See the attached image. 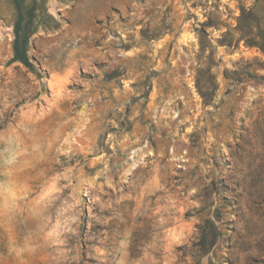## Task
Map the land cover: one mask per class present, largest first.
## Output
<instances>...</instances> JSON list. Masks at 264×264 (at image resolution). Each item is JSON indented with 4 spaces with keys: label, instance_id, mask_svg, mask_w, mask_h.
<instances>
[{
    "label": "rangeland",
    "instance_id": "obj_1",
    "mask_svg": "<svg viewBox=\"0 0 264 264\" xmlns=\"http://www.w3.org/2000/svg\"><path fill=\"white\" fill-rule=\"evenodd\" d=\"M0 264H264V0H0Z\"/></svg>",
    "mask_w": 264,
    "mask_h": 264
},
{
    "label": "trees",
    "instance_id": "obj_2",
    "mask_svg": "<svg viewBox=\"0 0 264 264\" xmlns=\"http://www.w3.org/2000/svg\"><path fill=\"white\" fill-rule=\"evenodd\" d=\"M243 14H246V11L245 10H243ZM239 29L243 32V35L244 36H250L251 35V32L253 30V29H251V27L250 28L249 27H247V28L239 27ZM247 41L250 44H252V45H254V44H261L259 41H255V39H252V38L249 39V37L247 38Z\"/></svg>",
    "mask_w": 264,
    "mask_h": 264
}]
</instances>
